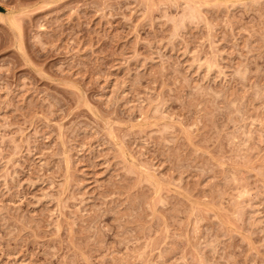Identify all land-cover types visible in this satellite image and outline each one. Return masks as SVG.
<instances>
[{"label":"rangeland","instance_id":"374dc122","mask_svg":"<svg viewBox=\"0 0 264 264\" xmlns=\"http://www.w3.org/2000/svg\"><path fill=\"white\" fill-rule=\"evenodd\" d=\"M0 264H264V0H0Z\"/></svg>","mask_w":264,"mask_h":264},{"label":"bare ground","instance_id":"6f19581e","mask_svg":"<svg viewBox=\"0 0 264 264\" xmlns=\"http://www.w3.org/2000/svg\"><path fill=\"white\" fill-rule=\"evenodd\" d=\"M208 67V66H207Z\"/></svg>","mask_w":264,"mask_h":264}]
</instances>
